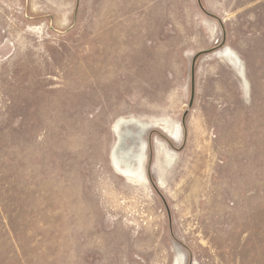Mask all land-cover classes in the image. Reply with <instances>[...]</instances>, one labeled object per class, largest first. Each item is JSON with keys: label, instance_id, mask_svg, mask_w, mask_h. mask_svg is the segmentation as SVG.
I'll list each match as a JSON object with an SVG mask.
<instances>
[{"label": "rangeland", "instance_id": "rangeland-1", "mask_svg": "<svg viewBox=\"0 0 264 264\" xmlns=\"http://www.w3.org/2000/svg\"><path fill=\"white\" fill-rule=\"evenodd\" d=\"M0 264H264V0H0Z\"/></svg>", "mask_w": 264, "mask_h": 264}, {"label": "water", "instance_id": "water-1", "mask_svg": "<svg viewBox=\"0 0 264 264\" xmlns=\"http://www.w3.org/2000/svg\"><path fill=\"white\" fill-rule=\"evenodd\" d=\"M211 50H207V52H209ZM203 52H200L198 54H196L194 57H193V60H192V66H191V80H192V93H191V98L193 97L194 95V73H195V61H196V58Z\"/></svg>", "mask_w": 264, "mask_h": 264}, {"label": "bare ground", "instance_id": "bare-ground-1", "mask_svg": "<svg viewBox=\"0 0 264 264\" xmlns=\"http://www.w3.org/2000/svg\"><path fill=\"white\" fill-rule=\"evenodd\" d=\"M229 51V50H228ZM164 129V128H163ZM138 133V132H137ZM141 134V133H140ZM141 136V135H140ZM139 136V137H140ZM136 143V142H135ZM139 144H141V142H139ZM133 147V146H132ZM131 150V148H127V150H121V154L122 155H126L127 153H128V151H130ZM116 157V156H115ZM122 157V156H121ZM133 159H137L135 156H133ZM130 162H131V158H128V160L127 161H125L124 162V164L126 165V166H130ZM126 172V171H125ZM127 176H129V175H127ZM130 180H131V178H130ZM136 180H137V178H136ZM132 181H134V180H132Z\"/></svg>", "mask_w": 264, "mask_h": 264}]
</instances>
